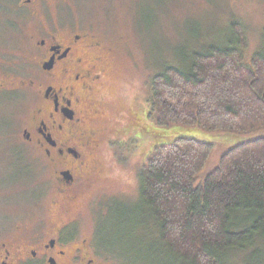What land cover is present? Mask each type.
Masks as SVG:
<instances>
[{"label": "rangeland", "instance_id": "1", "mask_svg": "<svg viewBox=\"0 0 264 264\" xmlns=\"http://www.w3.org/2000/svg\"><path fill=\"white\" fill-rule=\"evenodd\" d=\"M72 18L109 48L108 76L96 97L107 112L99 125L108 132L102 138L96 176L74 209L76 231L91 240L96 264H181L163 255L149 229L152 223L148 228L138 208L140 174L158 147L155 137L162 136L160 142L192 138L213 146L208 166L196 180L199 185L227 150L264 138V130L237 134L158 127L147 116L152 80L165 65L186 67L193 50L222 42L234 23L244 30V58L250 63L264 43V0H76ZM23 98L0 96V239L10 230V236L17 235L15 227L20 225L45 227L42 221L51 217L56 196L50 171L21 139L32 117ZM262 252L251 263L245 261L246 254L233 253L231 264H264Z\"/></svg>", "mask_w": 264, "mask_h": 264}, {"label": "trees", "instance_id": "2", "mask_svg": "<svg viewBox=\"0 0 264 264\" xmlns=\"http://www.w3.org/2000/svg\"><path fill=\"white\" fill-rule=\"evenodd\" d=\"M226 33L193 50L186 67L168 64L153 78L147 116L155 125L264 130V43L247 63L243 28L234 23ZM157 135L140 174L138 208L163 255L181 264H231L233 253L251 263L263 255L264 138L227 150L197 185L213 146L192 138L160 142Z\"/></svg>", "mask_w": 264, "mask_h": 264}, {"label": "flooded vegetation", "instance_id": "3", "mask_svg": "<svg viewBox=\"0 0 264 264\" xmlns=\"http://www.w3.org/2000/svg\"><path fill=\"white\" fill-rule=\"evenodd\" d=\"M76 0H0V96L21 94L32 117L21 130L56 188L51 217L0 239V264H96L74 209L96 176L108 128L97 96L108 46L73 22ZM26 231H23L25 230ZM2 231V230H1ZM5 231V230H3Z\"/></svg>", "mask_w": 264, "mask_h": 264}]
</instances>
